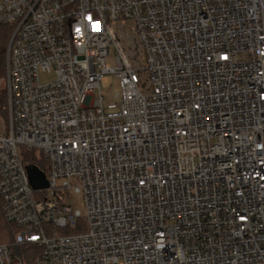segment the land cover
Masks as SVG:
<instances>
[{
  "label": "built area",
  "instance_id": "2783aa9c",
  "mask_svg": "<svg viewBox=\"0 0 264 264\" xmlns=\"http://www.w3.org/2000/svg\"><path fill=\"white\" fill-rule=\"evenodd\" d=\"M0 53L1 209L35 264H264V0H0Z\"/></svg>",
  "mask_w": 264,
  "mask_h": 264
},
{
  "label": "trees",
  "instance_id": "16d2710c",
  "mask_svg": "<svg viewBox=\"0 0 264 264\" xmlns=\"http://www.w3.org/2000/svg\"><path fill=\"white\" fill-rule=\"evenodd\" d=\"M3 60L4 54L0 53V78L4 75ZM0 106L1 108L5 106L4 88H0ZM22 156L24 161H26L28 165L35 166L40 171H42L40 168L45 166L46 164L42 153L39 151L28 150L26 148H23ZM1 204L2 200L0 197V242L8 244L10 246L13 256L17 259H20L23 264H35V261L40 254V247L32 242L23 245L15 243V236L18 232V227L5 220L1 209ZM69 232L75 231L72 230Z\"/></svg>",
  "mask_w": 264,
  "mask_h": 264
},
{
  "label": "rangeland",
  "instance_id": "374dc122",
  "mask_svg": "<svg viewBox=\"0 0 264 264\" xmlns=\"http://www.w3.org/2000/svg\"><path fill=\"white\" fill-rule=\"evenodd\" d=\"M3 78L4 75L0 78V88H4L6 85V81ZM42 79L44 80L46 77L42 76ZM102 90L105 93V103L115 101V94L120 91L119 80L112 75H108L107 79L102 83ZM1 111L5 113L3 108H1ZM69 203L74 210H80L81 213L85 212L82 193H75L74 191H71Z\"/></svg>",
  "mask_w": 264,
  "mask_h": 264
},
{
  "label": "water",
  "instance_id": "95a60500",
  "mask_svg": "<svg viewBox=\"0 0 264 264\" xmlns=\"http://www.w3.org/2000/svg\"><path fill=\"white\" fill-rule=\"evenodd\" d=\"M28 172L31 183L35 189L44 188L48 186V182L42 171L32 165H28Z\"/></svg>",
  "mask_w": 264,
  "mask_h": 264
}]
</instances>
